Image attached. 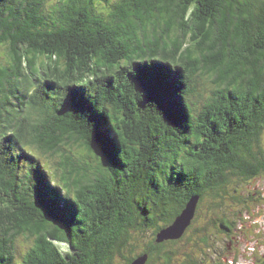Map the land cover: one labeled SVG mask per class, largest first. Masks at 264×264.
<instances>
[{
  "label": "trees",
  "instance_id": "1",
  "mask_svg": "<svg viewBox=\"0 0 264 264\" xmlns=\"http://www.w3.org/2000/svg\"><path fill=\"white\" fill-rule=\"evenodd\" d=\"M0 48V264H120L264 174V0H0Z\"/></svg>",
  "mask_w": 264,
  "mask_h": 264
},
{
  "label": "flooded vegetation",
  "instance_id": "2",
  "mask_svg": "<svg viewBox=\"0 0 264 264\" xmlns=\"http://www.w3.org/2000/svg\"><path fill=\"white\" fill-rule=\"evenodd\" d=\"M260 180H264V174L262 173L259 175V178H255L254 180L250 181V183L258 182ZM241 187L242 186L238 188ZM233 193L234 194H229L228 197L220 196L218 199H213V201H210L207 205L204 204V206L201 203L199 208H204L202 210L207 212L206 222H201V224H198L199 219L203 217L204 213L200 214L199 211L202 212V210H197L198 208H196L195 216L191 222V225L185 231L182 239L180 240L164 241L162 243L155 244L152 241H149V237H146L149 236L148 234L138 237L137 234L132 230V243L130 240L131 244L126 245L123 253L118 256L120 264H132V262L138 258V254L140 255L141 253L142 256L146 257L144 264H249L244 262L248 259L251 260L250 264H264V254H258L259 247L264 245L261 241V238L256 237L251 233L250 230H245V226H242L240 230H238V228L233 229L234 226L239 223V221L241 222L240 219L242 218L238 217L241 216L239 211H244L247 215H252V213H254V208L259 209L263 206L264 203L262 192L247 191L246 195L244 196L240 195L238 190H234ZM234 204H236L239 208L238 214L237 210L236 212L231 210L232 205ZM229 208L230 210H228ZM221 210H226V212ZM219 211L221 212L219 213ZM234 219H236V221ZM221 222L224 224L223 226L221 225ZM230 228H232V231L234 232L238 231V239L235 241V243L238 244L242 242L243 245L247 246L241 249L240 247L235 249V243L232 241L235 238L230 235ZM186 237L187 240L193 244H199L204 241L203 244L204 247H206L204 249H208V252L212 251L213 249L214 255L219 258L218 261H215L216 259L211 258L209 255H206V258H196V256L191 258L184 255L179 256L173 254V256H167L165 254L167 249L177 247L183 250L184 253H192L195 251V247L191 245V243L189 244V242L186 240ZM125 239L126 238L122 240L123 244L126 242ZM223 242H225L226 249L219 248ZM233 243L234 246L232 247ZM185 245L190 247L187 248L188 252L183 249ZM147 249L149 250L147 251ZM216 249L220 252H217ZM144 251H146V253H143ZM244 254H246V258H244Z\"/></svg>",
  "mask_w": 264,
  "mask_h": 264
},
{
  "label": "rangeland",
  "instance_id": "3",
  "mask_svg": "<svg viewBox=\"0 0 264 264\" xmlns=\"http://www.w3.org/2000/svg\"><path fill=\"white\" fill-rule=\"evenodd\" d=\"M53 4H54L53 2L50 3L48 5V8H51L53 6ZM3 52H4V49L0 48V56L3 55ZM207 86L208 87H212V85L210 83L207 84ZM207 91L208 90H207V87H206V89H204L203 92L205 94H207ZM23 131H25V133L28 132V127L25 124H23ZM56 160L57 159H53L50 162L56 161ZM234 189H235V186H233V184H232L231 185V194H234L233 193ZM247 191H250V192H254V191L262 192L263 203H264V180H260L258 182L250 183L249 185H243L241 188L238 189V193L240 195H243V196L246 195ZM229 205H230V203H229ZM222 209H224V208H222ZM228 210H230V208ZM231 210H233V212H236V210H237V214H238L239 208L237 207L236 204H234V205H232V209ZM221 211L226 212V210H221ZM221 211H219V213ZM199 213L200 214L204 213L203 218H205V219L207 218V212L205 210H202V212L200 211ZM239 213L241 214V216H238V217L242 218V219H240L241 222L239 221V223L236 224L233 229L238 228V230H240L242 228V226H245V230H250L251 233L254 234L256 237L261 238V241L264 244V204L259 209L254 208V213H252V215H247L244 211H239ZM234 220L236 221V219H234ZM198 224H201V221H199ZM230 229H231L230 235H232L235 238L232 241L235 243V241L238 239V234H237L238 231L234 232V231H232V228H230ZM234 243L232 244V247L234 246ZM240 243H238V244L235 243V249L238 248V247H240V249H241V248L247 246V245H243L242 242H240ZM32 244H33V240L30 239V238L29 239L19 238L17 240V242H16V248H17L16 264H20L21 263V259H22L23 255L32 246ZM65 248H66L65 246H61V249L63 251L66 250ZM219 248L220 249H226L225 248V242H223L222 245L219 246ZM204 250H205V252L202 255L200 254L198 257L206 258V255H209L211 258L216 259L215 261H218L219 258L216 257V255H214L213 249L210 252L207 251L208 249H204ZM217 252H220V251L217 250ZM197 254H199V253H197ZM258 254L259 255H263L264 254V245L259 247ZM245 255L246 254H244V258H246ZM244 262L250 264L251 260L248 259L247 261H244Z\"/></svg>",
  "mask_w": 264,
  "mask_h": 264
},
{
  "label": "water",
  "instance_id": "4",
  "mask_svg": "<svg viewBox=\"0 0 264 264\" xmlns=\"http://www.w3.org/2000/svg\"><path fill=\"white\" fill-rule=\"evenodd\" d=\"M197 197H192L183 211L176 217L172 225L165 229H162L157 235L156 239L158 243H162L167 240H177L183 236L187 228L190 226L197 206ZM146 257L142 256L132 262V264H144Z\"/></svg>",
  "mask_w": 264,
  "mask_h": 264
}]
</instances>
